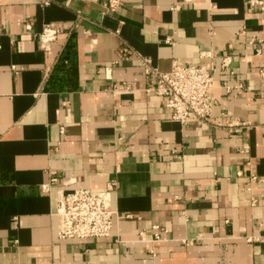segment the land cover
Returning a JSON list of instances; mask_svg holds the SVG:
<instances>
[{"label":"crops","instance_id":"obj_1","mask_svg":"<svg viewBox=\"0 0 264 264\" xmlns=\"http://www.w3.org/2000/svg\"><path fill=\"white\" fill-rule=\"evenodd\" d=\"M248 1L0 0V264H264V10ZM138 54L210 65L213 117L242 132L173 120ZM111 180V234L61 239L62 191ZM156 224L169 240L141 241Z\"/></svg>","mask_w":264,"mask_h":264},{"label":"built area","instance_id":"obj_2","mask_svg":"<svg viewBox=\"0 0 264 264\" xmlns=\"http://www.w3.org/2000/svg\"><path fill=\"white\" fill-rule=\"evenodd\" d=\"M98 2L101 0H92ZM123 0H103V6L107 12L115 10L122 4ZM251 7H260L264 10L263 0H249ZM48 4V1L46 2ZM27 29L32 28L31 23L26 24ZM58 29L55 24H47L44 26L39 36L41 47L49 49L51 42L56 40ZM245 33V29L241 30ZM167 41L170 43L171 38ZM133 51L129 47L124 46L119 56L128 58ZM130 54V55H131ZM204 56H210L211 52H203ZM129 55V57H130ZM143 70L153 83L147 88V91L154 92L157 95L165 97V103L172 110V119L180 123H186L189 120L196 119L204 122H210L220 127L225 126L230 133H240L246 122L239 119H232L226 125L213 117V104L215 97L211 93L214 83L213 68L210 65H198L191 61L174 60L170 71H160L154 65L153 60L149 56L138 54ZM228 57H225L222 66L228 67ZM241 86L239 85L238 88ZM117 89H130L129 83L123 81L118 85ZM227 89L232 90L231 86ZM65 126H62L64 131ZM246 156L247 165H251L250 145L245 144L241 150ZM239 184L246 190L252 191L253 183L260 181L256 174L251 173L246 179V171L240 169L237 171ZM59 177L53 175L50 177V183L43 185V190L49 191L50 184L57 182ZM69 184L70 180L64 181ZM117 185L116 180L109 181L106 186L98 191L90 188L78 187L71 190L62 191L57 199L55 214L60 218V226L58 236L61 239L72 238H102L108 237L114 226V216L118 212L112 205V192ZM258 199L252 197V204H256ZM168 229L159 224L153 225L150 237L145 236V232H140L141 241H149L152 243L168 241ZM251 240V238H250ZM185 243L192 241L184 240ZM154 254V250L151 251Z\"/></svg>","mask_w":264,"mask_h":264},{"label":"trees","instance_id":"obj_3","mask_svg":"<svg viewBox=\"0 0 264 264\" xmlns=\"http://www.w3.org/2000/svg\"><path fill=\"white\" fill-rule=\"evenodd\" d=\"M68 57H70L69 54L66 55V56H64V58H68ZM64 58H63V59H64ZM61 66H64V60L60 63L59 68H60Z\"/></svg>","mask_w":264,"mask_h":264}]
</instances>
